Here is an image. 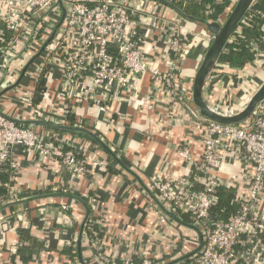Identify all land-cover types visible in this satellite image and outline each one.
<instances>
[{
    "label": "built area",
    "instance_id": "built-area-1",
    "mask_svg": "<svg viewBox=\"0 0 264 264\" xmlns=\"http://www.w3.org/2000/svg\"><path fill=\"white\" fill-rule=\"evenodd\" d=\"M59 1L0 0V90L17 81L18 77L14 79L13 72L20 66V74L51 37L62 16ZM237 1L231 0V9ZM64 3L68 11L65 22L31 68L38 65L37 73L47 74L49 78L58 73L62 93L69 102L73 99L102 101L99 94L112 89L135 91V80L149 74L157 88L183 103L205 129L199 159L193 157L188 145L176 149L177 155L191 166L189 177L178 180L154 178L150 185L161 206L171 214L154 202L159 223L165 227L163 232H170L171 225L174 228L179 226L177 220L188 219L189 224L195 225L203 233L205 244L202 252L184 258L198 247L199 241H195L191 251H186L182 240L176 237L167 251L168 261L152 259L151 255L141 262L130 258L120 260L103 250L95 237L96 221L91 218L86 229L96 259L102 264H264V102L242 124L227 126L211 122L200 116L181 97V92L188 93L187 83L181 77V67L193 43L187 35L175 29L173 20H168L171 25L167 30L166 52L170 68L161 72L151 68L150 62L145 59L142 52V45L146 43L144 21L148 15L157 14L150 7V0H123L117 3L110 0H64ZM245 24L246 19L242 25ZM242 25L230 44L236 42V34H241ZM210 43L211 36L206 49ZM263 55H259L257 60ZM238 71L225 65L215 68L205 91V100L213 111L233 115L259 88L260 84L241 105L232 104L226 90L222 92L218 86H227V77H233ZM246 79V87L255 82L251 77ZM88 80L91 82L89 87ZM230 85H234L233 80ZM74 88L78 91H74ZM69 114V109L59 115L53 109L37 108V119L50 123L62 124ZM18 149L43 159H56L73 174H82L86 169L85 159L80 158L76 150L65 151L56 140L46 142L43 133L39 134L33 127L17 125L0 115V170L8 167L6 171L10 173L9 183L5 184L8 200L20 197L14 188L21 169L15 160ZM227 159L243 165L240 174L242 190H237L234 183L223 181L218 176ZM221 187L233 190L238 204V211L227 221L214 219L210 214L218 201L217 194ZM6 201L0 199V206ZM95 202L92 198L88 201L90 205Z\"/></svg>",
    "mask_w": 264,
    "mask_h": 264
},
{
    "label": "crops",
    "instance_id": "crops-1",
    "mask_svg": "<svg viewBox=\"0 0 264 264\" xmlns=\"http://www.w3.org/2000/svg\"><path fill=\"white\" fill-rule=\"evenodd\" d=\"M150 1V7L157 14L148 15L144 21L146 43L142 45V52L151 68L164 72L170 68L166 52L167 30L171 25L168 20H173L175 29L182 35L192 37V42L193 33L205 38L207 32L200 24L184 19L175 10ZM199 45V51L190 55L191 64L186 61L181 67V77L187 83L189 93L194 74L206 51V48L203 50L202 39ZM262 58L235 72L233 77L228 76L226 82L230 84L233 80L235 85L243 78L258 75ZM37 66L30 69L18 89L4 96L0 101V110L27 120L37 119V108L53 109L59 115L69 109L71 114L62 124H52L89 129L111 148L118 161L94 141L86 139L84 134L51 129H43L46 142L56 140L64 148L76 150L78 156L86 161L84 173L73 174L56 159L40 161L33 153L18 149L15 160L21 169L14 188L26 202L0 214V264H76L87 207L75 198L62 195L65 192L84 198L85 203L88 198L96 200L91 205V218L96 221L95 237L103 250L117 259L130 258L141 262L151 255L152 259L168 261L169 255L166 254L176 237L182 240L186 251H191L198 240L197 234L182 225L175 228L171 225L170 232H163L165 227L159 223L150 185L154 178L178 180L189 177L191 166L177 155L176 149L188 145L193 157L199 159L204 127L198 124L183 103L157 88L149 74L135 80V91H104L99 94L102 101L97 102L80 99L69 102L62 93L60 75L57 73L49 78L45 74L46 93L36 106L32 94L36 95L37 85L43 76L37 73ZM20 69L19 66L13 72L14 79L20 76ZM90 83L88 80V87ZM220 87L222 92L226 90L225 85L220 84ZM73 90L78 91L76 88ZM232 94L235 95L234 92ZM69 118L73 119V125ZM242 170L243 165L239 162L227 159L218 176L223 181L234 183L237 190H242ZM54 189L59 190L60 196L35 200L36 196ZM20 229H30L31 235L43 245L42 249L34 251L33 258L27 263L20 258L13 259L12 250L18 247ZM87 234L86 229L82 236L85 263L102 264L92 252Z\"/></svg>",
    "mask_w": 264,
    "mask_h": 264
},
{
    "label": "water",
    "instance_id": "water-1",
    "mask_svg": "<svg viewBox=\"0 0 264 264\" xmlns=\"http://www.w3.org/2000/svg\"><path fill=\"white\" fill-rule=\"evenodd\" d=\"M88 2H93L96 0H86ZM114 3L123 1V0H110ZM157 1L173 10H175L178 14H180L184 19H187L188 21L200 24L204 30L211 36V43L209 47L206 49L200 64L194 74L193 80H192V87L191 92L185 93L181 92V97L183 101L190 106L193 109H196L200 116L204 117L205 119L221 124V125H239L244 122H246L248 119H250L258 106L264 102V81L260 84L259 88L250 96V98L245 102L244 106L239 109V111L233 115H223L219 114L211 109V107L208 105V103L205 100V91L207 89L208 82L215 70V68L219 65L220 59L222 55L224 54L226 48L230 44V40L236 33V31L241 27L244 20L247 18L248 13L251 11V9L256 5V3L259 0H238L235 6L230 10L229 15L224 21H207L204 19H197L192 16L185 15L178 7L175 5H172L170 2L165 0H154ZM60 9L62 12L61 19L59 23L56 25L51 37L48 39V41L44 44V46L41 48V50L30 59V61L26 64V66L22 69L20 76L18 77L17 81L0 90V101L3 100L4 96L11 93L12 91H15L18 89L21 85L23 80L25 79L28 70L31 68V66L36 62L43 54V52L46 50V48L53 42L57 31L60 29V27L65 22L68 11L67 7L64 3V0L59 1ZM35 95L32 94V101L34 100ZM0 115L6 117L7 119L11 120L17 125L21 126H30L33 127L39 134L44 133L43 129H51L53 131H61L63 133H71V134H84L86 135V139L89 138L92 141H94L96 144H98L102 149H104L107 153L111 155L115 160L118 161L117 156L113 153L111 148L104 143V141L97 136L94 132L90 131L89 129L85 127L80 126H67V125H55L48 121L40 120V119H20L17 117H13L3 111L0 110ZM34 155V154H33ZM36 159H39L40 161H44L45 159L34 155ZM60 192H47L45 195L36 196V199H44L49 198L53 196H60ZM62 195H67L72 198H75L81 202H83L87 207V217L84 221L81 229V235L80 240L78 243V250H77V258H76V264H86L83 259L82 254V236L84 230L87 228L88 221L91 218L92 214V208L91 205L88 204V202L85 203V199L78 197L76 195H73L69 192L62 193ZM21 196V195H20ZM154 202L157 203L167 214L171 216L168 210L164 209L157 198L153 195ZM26 200L19 197L18 199L11 198L10 200L4 202L0 206V214L6 211L9 208H12L14 206H18L21 204H24ZM175 220V219H174ZM176 221V220H175ZM179 225L186 226L188 228H191L197 233L199 245L198 247L190 254H188L187 257L184 258H190L195 255H198L202 252L204 248V237L201 230H199L195 225L191 224H185L182 221L177 220ZM174 264V263H171Z\"/></svg>",
    "mask_w": 264,
    "mask_h": 264
},
{
    "label": "trees",
    "instance_id": "trees-1",
    "mask_svg": "<svg viewBox=\"0 0 264 264\" xmlns=\"http://www.w3.org/2000/svg\"><path fill=\"white\" fill-rule=\"evenodd\" d=\"M178 7L185 15L207 21H224L231 10V0H165ZM192 41V37H189ZM264 54V0H259L251 9L246 18V24L242 25L241 34H236V42L229 44L222 55L219 65H225L230 69L243 70L253 64L259 55ZM46 93L45 74L41 77L34 98V105L38 106ZM179 97V94L177 95ZM74 124L72 118H69ZM59 132V131H58ZM68 151V148H64ZM0 173L2 186L0 187V199H9L8 189L5 184L9 183L10 173L6 170ZM218 201L211 209V217L220 221H227L238 211L233 190L221 187L217 194ZM89 201V198L86 199ZM189 224L188 219H183ZM20 241L13 253V259L20 258L24 263L33 258L36 249H42V242L31 235L30 229L18 230Z\"/></svg>",
    "mask_w": 264,
    "mask_h": 264
},
{
    "label": "rangeland",
    "instance_id": "rangeland-1",
    "mask_svg": "<svg viewBox=\"0 0 264 264\" xmlns=\"http://www.w3.org/2000/svg\"><path fill=\"white\" fill-rule=\"evenodd\" d=\"M197 34L198 33H193V37H194V40L192 42L193 46H192L191 50L189 51V54H188L187 60H186L187 62L190 61V64H191L190 55L192 53L195 55L199 51V48L201 47L200 45L198 46L199 41L202 39L203 50L207 47V45L210 41V35L209 34L206 33L205 38H204V36H200ZM198 39H199V41H198ZM260 58H262V56ZM262 59H263V61L261 63L262 66L259 64L261 66V69L259 72H257L258 75H251V79H255L254 80L255 82L251 83L250 87H246V85H245L246 81L248 80L246 78H243L239 83H237L233 86L225 81V84L227 85L226 86L227 87L226 91H227V95H228L227 97L230 99V102L232 104L237 105V106L241 105L253 93V91L256 89V87L263 82V80H264V69H263L264 58H262ZM185 62H184V64H185ZM233 92L235 93V95L232 94Z\"/></svg>",
    "mask_w": 264,
    "mask_h": 264
}]
</instances>
